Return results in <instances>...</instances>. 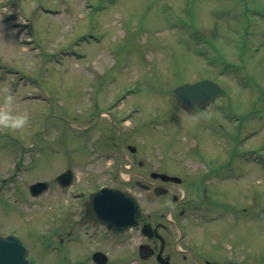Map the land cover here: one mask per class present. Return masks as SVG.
<instances>
[{"label": "rangeland", "instance_id": "obj_1", "mask_svg": "<svg viewBox=\"0 0 264 264\" xmlns=\"http://www.w3.org/2000/svg\"><path fill=\"white\" fill-rule=\"evenodd\" d=\"M206 78L221 90L212 105L186 110L174 100L175 87ZM6 92L15 96L8 106ZM5 107L27 111L29 121L0 126V171L24 143L33 167L23 181L49 179L58 161L87 156L76 178L90 188L89 179L109 181L100 180L106 164L99 156L112 157L106 163L115 176L118 135L136 148L145 171L152 161H173L182 162V174H202L209 162L220 173L208 187L239 214L225 213L216 225L234 226L239 242L264 255V168L251 159L264 161V0H0ZM126 112L129 122L105 129L108 117ZM40 214L34 208L18 222ZM15 221V213L0 211L2 228ZM77 252L71 245L65 255L91 264ZM33 262L64 264L46 252Z\"/></svg>", "mask_w": 264, "mask_h": 264}, {"label": "flooded vegetation", "instance_id": "obj_2", "mask_svg": "<svg viewBox=\"0 0 264 264\" xmlns=\"http://www.w3.org/2000/svg\"><path fill=\"white\" fill-rule=\"evenodd\" d=\"M118 147L120 162L116 175L111 178L106 166L99 167V173L104 175L101 180L109 179V183L98 186L99 181L92 180L90 190L77 181L79 159L58 161L57 174L37 197L28 194V185L33 181L25 182L23 176L17 179L12 176L14 173L0 178V211L7 209L16 218L15 226H0V235L18 237L31 264L45 252L64 264H81L77 256L65 255L71 245L78 254L81 248L91 264H98L95 259L104 264H119L120 260L122 264H264V255H258L250 244L239 242L234 226L225 229L216 225L224 213L233 212L235 217L239 214L222 203L218 190L208 187V174L202 173L198 179L182 176L173 181L156 177L152 171L129 172L134 162L123 154L120 144ZM136 164L143 167L141 161ZM157 173L176 176L167 171ZM114 179L119 185H112ZM103 185L138 195L140 210L135 227L108 230L95 222L101 216L97 211L88 213L90 192ZM79 188L84 196L72 198L71 192L80 191ZM5 192L9 193L11 203L5 199ZM34 208L41 211L38 219L18 222ZM210 215H218V219L208 220Z\"/></svg>", "mask_w": 264, "mask_h": 264}, {"label": "water", "instance_id": "obj_3", "mask_svg": "<svg viewBox=\"0 0 264 264\" xmlns=\"http://www.w3.org/2000/svg\"><path fill=\"white\" fill-rule=\"evenodd\" d=\"M219 88L216 84L208 80L196 82L194 84H184L175 89L176 98L185 106L193 104L204 105L209 102ZM38 185H34L35 188ZM108 197L103 205L112 209L113 213L122 215L120 224L126 226L135 220L136 206L132 198L116 190H107L103 194ZM0 264H27L24 258V251L12 238L0 239Z\"/></svg>", "mask_w": 264, "mask_h": 264}, {"label": "clouds", "instance_id": "obj_4", "mask_svg": "<svg viewBox=\"0 0 264 264\" xmlns=\"http://www.w3.org/2000/svg\"><path fill=\"white\" fill-rule=\"evenodd\" d=\"M14 100L15 96L13 94L5 93L4 103L6 106L10 105ZM28 121L29 113L27 111L13 113L7 107L4 110H0V126L4 128L12 130L23 128Z\"/></svg>", "mask_w": 264, "mask_h": 264}]
</instances>
